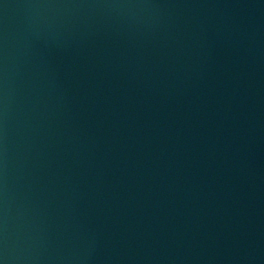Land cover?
I'll use <instances>...</instances> for the list:
<instances>
[{
    "label": "water",
    "instance_id": "95a60500",
    "mask_svg": "<svg viewBox=\"0 0 264 264\" xmlns=\"http://www.w3.org/2000/svg\"><path fill=\"white\" fill-rule=\"evenodd\" d=\"M0 264H264V0H0Z\"/></svg>",
    "mask_w": 264,
    "mask_h": 264
}]
</instances>
